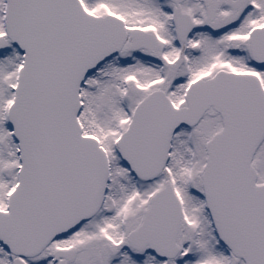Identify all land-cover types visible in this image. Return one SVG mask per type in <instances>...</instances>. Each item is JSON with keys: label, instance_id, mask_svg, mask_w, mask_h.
Masks as SVG:
<instances>
[{"label": "snow or ice", "instance_id": "6c2138e0", "mask_svg": "<svg viewBox=\"0 0 264 264\" xmlns=\"http://www.w3.org/2000/svg\"><path fill=\"white\" fill-rule=\"evenodd\" d=\"M0 264H264V0H0Z\"/></svg>", "mask_w": 264, "mask_h": 264}]
</instances>
